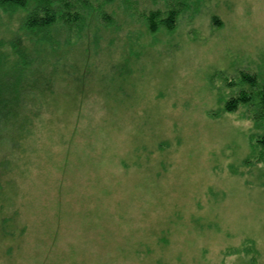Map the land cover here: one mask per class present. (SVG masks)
I'll return each instance as SVG.
<instances>
[{"label":"rangeland","instance_id":"374dc122","mask_svg":"<svg viewBox=\"0 0 264 264\" xmlns=\"http://www.w3.org/2000/svg\"><path fill=\"white\" fill-rule=\"evenodd\" d=\"M70 1L55 116L0 134V264H264V0Z\"/></svg>","mask_w":264,"mask_h":264},{"label":"trees","instance_id":"16d2710c","mask_svg":"<svg viewBox=\"0 0 264 264\" xmlns=\"http://www.w3.org/2000/svg\"><path fill=\"white\" fill-rule=\"evenodd\" d=\"M17 10L26 13L19 29L8 39L0 37V134L9 133L14 142L31 130L45 112L50 114V120L55 116L58 106L52 101L61 89L58 71L64 47L72 43L73 37L82 39L78 28L85 19L70 0H0V18ZM177 18L178 11L174 9L166 16L153 11L148 16V29L152 33L163 26L173 29ZM214 21L221 23L218 18ZM243 76L253 86L257 84L253 76ZM261 93L264 102V90ZM251 99V94L242 92L228 100L224 108L235 111ZM258 143L264 151V133ZM2 224L0 234L8 238L12 232Z\"/></svg>","mask_w":264,"mask_h":264}]
</instances>
